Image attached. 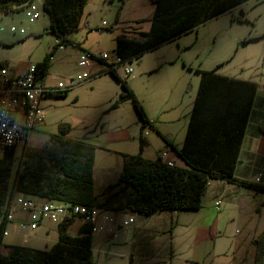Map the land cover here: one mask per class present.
Instances as JSON below:
<instances>
[{"label": "rangeland", "instance_id": "obj_1", "mask_svg": "<svg viewBox=\"0 0 264 264\" xmlns=\"http://www.w3.org/2000/svg\"><path fill=\"white\" fill-rule=\"evenodd\" d=\"M35 2L43 11L42 17L35 22H30L23 12L0 16V27L7 28L5 32L0 30V64H37L55 50L51 74L47 80V84L51 85L76 76L81 71L77 65L80 56L87 51L94 55L106 51L110 56L109 61L114 62L117 58V35L123 32L136 35L140 31L150 30L155 10L152 0H88L80 30L72 35L81 44V48L60 45L55 49L57 37L50 30V17L43 10L44 2ZM104 21L108 24L104 25ZM86 22L89 23L87 27ZM12 25H23L27 34H13L8 30ZM263 33L262 0H250L207 21L201 26L197 41L195 33L190 37H184L187 35L185 34L181 36V41L177 38L154 47L132 62L119 65L117 72L120 78L130 83L129 86L134 90L136 99L147 116L156 120L161 128H172L176 142L180 144L187 135L190 112L199 86L198 69L217 68L218 72L228 76L261 81L264 41L258 37ZM17 36H28L32 40L26 45L18 42L15 45L4 43V40ZM191 37L193 41H190ZM126 66L134 68L131 75L125 73ZM102 69L105 71L89 81L70 88L66 96L51 95L43 99L45 122L34 131L29 142L16 147L13 177L18 167L21 170L27 166L35 167L48 160L49 150H59L52 136L59 133V124L62 122L71 125L66 138L92 143L99 150L109 151V146L112 150L120 148L121 144L112 140L119 137L118 131L121 129L136 134L137 139L141 136L142 119L134 102L129 99L112 107L123 91L121 82L106 65L99 62L91 66L90 71L95 73V70ZM171 119L174 124H166ZM148 131L152 137L158 136L156 131L150 128ZM130 145L129 143L125 147L127 151ZM152 147L154 149V145ZM100 156L99 152V158ZM101 161L96 165V193L117 182L124 167V157L114 151L106 163L103 159ZM210 187H207L200 210L161 211L149 216L122 212L120 220L135 218L133 226L142 232L137 235L130 234L126 229L119 230V237L113 240L116 244L111 247L117 256H113L109 264H190L191 260H199L202 264L203 256L208 255L209 251L213 255L214 248L211 238L204 239L200 228L212 225L217 219L221 231L219 235L225 233L230 238L243 235L245 228L238 209L232 210L225 197L216 199ZM216 200H220L222 205L216 207ZM23 217V213L17 210V219L9 226L4 237L5 243L33 245L38 248H50L56 244L58 231L52 232L44 240L32 238L29 241L34 231L20 221ZM51 223L56 227L55 222ZM79 225L80 220L77 219L70 228L71 232L77 231ZM216 239L218 244H223L222 236ZM229 243L230 241L226 245L224 243L223 247L226 246L227 249ZM10 250L6 244L1 246V253L4 255H9Z\"/></svg>", "mask_w": 264, "mask_h": 264}, {"label": "trees", "instance_id": "obj_2", "mask_svg": "<svg viewBox=\"0 0 264 264\" xmlns=\"http://www.w3.org/2000/svg\"><path fill=\"white\" fill-rule=\"evenodd\" d=\"M35 1L0 0V16L22 12ZM87 1L43 0V10L50 17V30L57 37L55 49L60 45L81 48V44L71 36L80 29ZM249 1L153 0L155 10L150 30L140 31L136 35L124 32L117 35L116 55L124 62H132L154 47L176 40ZM259 38L264 40V33ZM54 52L35 64L39 78L43 80L49 75ZM102 62L123 87L112 107L131 99L143 126L151 124L134 90L126 80L120 78L117 68H111L108 61ZM198 71L199 87L183 145L178 148L166 140L185 166H171L159 156L146 157L142 151L148 140L141 136V151L137 154L122 153L124 167L117 182L109 184L98 194L95 191L94 173L96 146L66 138L71 130L70 124L62 122L59 133L52 136L59 146L58 151L49 150L48 160L35 167L27 166L24 170L18 167L14 177L16 147L9 149L0 158V264H108L95 258L94 228L91 224L82 223L77 234L71 233L70 228L76 218H67L58 223L59 238L50 248L8 245L11 248L9 255L2 254L1 246L8 223L6 217L14 192L63 204H85L112 212L129 211L149 216L161 211L200 210L212 180L236 182L264 191V185L241 181L235 176L259 85L252 80L222 74L217 68ZM68 90L52 95L66 96ZM254 244L256 252L253 264H264V232L255 239Z\"/></svg>", "mask_w": 264, "mask_h": 264}, {"label": "crops", "instance_id": "obj_3", "mask_svg": "<svg viewBox=\"0 0 264 264\" xmlns=\"http://www.w3.org/2000/svg\"><path fill=\"white\" fill-rule=\"evenodd\" d=\"M12 17L14 19V16ZM202 25H200L199 28L195 29L189 34L183 36L190 37L193 33H195L196 34L195 40L197 41L199 30ZM85 26L87 27L88 25L85 24ZM20 27H24V26L21 25ZM24 29L26 28L24 27ZM143 31H147V30H143ZM24 34H27L26 30ZM71 38L74 40L73 36H71ZM181 39L182 38L180 37V41ZM258 39L263 40V38H259V37ZM30 40L32 39L28 38V36L19 37V38L17 36L16 38H12L10 40H4V43L7 45H15L18 42L23 45H26ZM190 41H193V37H191ZM76 42L79 43L78 41ZM5 64L11 68L13 74H21L25 72L31 65H34V64L13 65L10 64L9 62H6ZM94 64L96 65V63ZM52 66L53 64L51 65V69L49 75L47 76L46 82L51 74ZM102 71H105V69L95 70V73L94 72L91 73H93V77H95V75H98ZM262 76L263 77L261 81L252 80L256 82L257 85L259 86L257 87V93L255 96L253 108L247 124V128H246L247 132H245V136L241 146L239 162L235 170V176L237 179L247 182L251 181V183H256L259 185H264V69L262 72ZM199 82H200V76H199ZM148 119L151 122V124L145 126L142 125V129H141V136L146 137V139L148 140V144L144 146V149L142 151L144 155L149 158H157L163 150H170L171 151L170 156L171 159L174 161V163L179 166H185L186 165L185 162L180 158L177 152L167 144V141H170L176 144L178 148H180L183 145L184 140H182V143L180 144L177 143L176 142L177 138L172 128L169 127L165 129L161 128V125L158 122L156 123V120L152 119L149 115H148ZM140 122L143 124L142 121ZM167 123L174 124V120L173 119L167 120L166 124ZM148 128L156 131L158 136L152 137L153 135L148 131ZM118 132H119L118 133L119 137L115 138V140H112V142H119L121 144L120 148H113L112 150V147L109 146L110 147L109 151H105L104 149H100V150L96 149L97 153H96V160L94 166V173L96 172V168H97L96 165H98L99 162H102L101 159H103V161L106 163L109 160V158L112 156L113 151L121 155L122 153L137 154L141 151V136H139V138L137 139L138 136L136 134H133L130 131H126L125 129H121ZM154 138H157L156 139L157 141L154 140ZM129 143L131 145L129 146L127 151L125 147ZM153 145L155 150L152 147ZM99 152L101 153L100 158H99ZM209 185L211 186L210 190L212 193H214L216 199H219V197H225L228 200L232 210H236V208L238 209L239 211L238 215H240L239 218L242 220V226L245 228V229L243 228L245 232L243 235L237 238H230L226 236L225 233L223 235L222 234L219 235V232L221 233V231L219 230L218 219L217 222H214L212 225H208L204 228H200L202 232L201 235L204 237V239L211 238V240L213 241V248H214L213 255H211V251L209 252L207 251L209 254L203 256L204 259L202 261V264H253L255 259V252H256V246L254 244V241L256 238H258V236L261 233L264 232V191L251 189L246 186L240 185L236 182L232 183L226 180H214L211 181ZM100 193L101 192H99L98 194ZM217 202H219V205H217ZM215 205L216 207H219L222 205V203L220 200H216ZM115 213H116L115 216L116 221L118 223H121L122 220H120V214H122V212H115ZM51 222L52 221L49 220L43 221L40 228L33 230L34 235L32 236L29 235L30 236L29 241H32L31 240L32 238L34 239L40 238V240H44L48 238L52 232L58 231V223H55L56 224L55 227L54 225H52ZM134 223H136V221H133L131 225L128 228H126V230H129L130 234L134 233L140 235L142 230L138 229V227L136 226L134 227L133 226ZM81 225H82V221L80 220V225L78 229L80 228ZM42 227L45 228L42 229ZM77 231L71 233L77 234ZM215 236L216 238L222 236V238H224V241L222 242L223 244L225 243V245L228 244V242L230 241L229 247L226 249L225 248L226 246L223 247L222 243L218 244L217 243L218 239H216ZM113 240L115 239L108 230H104L102 232L93 234L94 254H95V258L99 262L109 264V261H111V259H113V256L116 255V253H114L111 250L112 249L111 247L115 246L116 244ZM117 243L120 244L122 242H117ZM3 244L13 245L10 243L7 244L5 242ZM32 247H37V246L32 245ZM131 259H133V256ZM189 263L201 264L199 260L197 261L191 260Z\"/></svg>", "mask_w": 264, "mask_h": 264}, {"label": "built area", "instance_id": "obj_4", "mask_svg": "<svg viewBox=\"0 0 264 264\" xmlns=\"http://www.w3.org/2000/svg\"><path fill=\"white\" fill-rule=\"evenodd\" d=\"M262 6L264 9V0H262ZM22 12L30 22H35L43 15L41 7L36 2L29 4ZM103 24L107 25L108 23L104 21ZM86 25L89 23L86 22ZM0 30L5 32L7 28L2 26ZM8 30L13 34L25 33L24 27L15 25H12ZM109 58V53L106 51H102L98 55L91 52L82 53L78 61L81 71L65 81H58L55 85L47 84L46 80L39 78L35 64L21 74H13L11 68L6 64L0 65V158L4 157L9 149L29 142L33 138L34 131L45 122V113L42 107L44 98L89 81L93 78L90 67L94 63L99 62L101 65H105L102 62L105 60L111 64V68H118L119 65L126 64L118 56L114 62H110ZM133 72V67L126 66L125 73L127 75H131ZM170 154V150H163L159 157L172 166L175 163ZM17 210L24 215L20 221L32 230L40 228L45 220L59 223L67 218H76L82 223L91 224L94 233L108 230L114 238L119 237V230L128 228L135 221L133 217H130L129 220L118 223L115 218L116 214L112 211L85 206V204H63L14 192L9 202L6 217L8 223L4 235L8 233L11 223L17 219Z\"/></svg>", "mask_w": 264, "mask_h": 264}]
</instances>
